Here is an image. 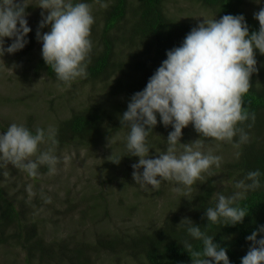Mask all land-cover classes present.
I'll return each mask as SVG.
<instances>
[{
    "label": "clouds",
    "instance_id": "obj_1",
    "mask_svg": "<svg viewBox=\"0 0 264 264\" xmlns=\"http://www.w3.org/2000/svg\"><path fill=\"white\" fill-rule=\"evenodd\" d=\"M96 3L101 8L108 7L101 0ZM27 6L25 0H0V57L21 50L28 43L25 37L31 28L26 19ZM37 7L42 11L36 39L42 43L44 63L64 84L86 78L93 47L92 6L73 0H39ZM253 16L259 29L251 33L243 15L203 19L186 34L180 46L166 52V59L149 77L145 88L131 96L120 123L130 129L127 150L139 158L131 165L136 184L159 189L162 181H174L181 186L175 188L180 193L191 191L196 181L204 179V173L214 175L211 169L220 167L221 156L205 151L200 139L180 143L182 129L189 124L200 137L230 143L236 149L249 142L248 134L238 125L249 119L255 121V114L244 107L242 98L251 87L252 75L258 72L256 50L264 55V7ZM48 26L50 30L41 34L40 29ZM4 38L12 40L7 47ZM157 114L160 123L171 125L173 130L168 133L166 151L149 158L146 138L157 125ZM237 135L239 140L234 142ZM46 140L53 147L41 152L39 145ZM58 143L54 128L47 132L37 128L33 134L23 124L12 123L0 133V163L11 164L30 177L37 176L40 165H47L54 174L59 161L53 153ZM178 145L182 148L178 149ZM240 155L239 151L235 153L237 159ZM111 161L119 163L120 159ZM260 175L259 170L248 172L244 179L235 182L237 191L230 196L217 193L215 207L205 211L207 221L215 224L223 219L232 226L242 223L249 210L237 202L260 187ZM179 224L186 226L188 235L203 245L202 250H195L192 243H183V248L191 253V264H230L226 248L215 243L213 236L188 218ZM246 241L251 243L241 264H264V226L252 231Z\"/></svg>",
    "mask_w": 264,
    "mask_h": 264
},
{
    "label": "trees",
    "instance_id": "obj_2",
    "mask_svg": "<svg viewBox=\"0 0 264 264\" xmlns=\"http://www.w3.org/2000/svg\"><path fill=\"white\" fill-rule=\"evenodd\" d=\"M165 1L106 0L104 3L108 7L100 9L99 28L96 34L95 25L91 26L90 39L93 47L86 69L88 75L83 78L84 81L94 82L113 76V83L108 87L113 95L121 94L130 98L135 92L142 91L149 77L166 59V52L180 46L186 34L192 29L191 24L167 14L164 8ZM190 1L210 9L217 19L226 14L243 15L250 33L259 29V23L253 16L258 10L252 15H245L242 10L243 0ZM94 22L97 23L96 20ZM37 29H33L27 35V48L37 40ZM256 52L262 65L259 66L258 72L252 75L251 87L242 98L244 107L255 114V121L249 119L238 125L248 134L249 142L242 144L239 149L234 148L232 160L222 163L216 169L220 170L219 173L222 175L219 176L229 184L226 188L216 189L215 180L219 181L218 177L217 180L209 177L207 173L203 174L204 179L196 181L191 191L183 192L177 210L169 216L166 215L161 225L149 233L142 231L123 234L118 228L107 237L103 234L98 235L90 244L89 240L71 243L68 239L45 242L37 231L36 222L30 221L33 219L32 215L25 211L31 203L15 200L14 196L8 194L7 186L3 184L5 181L0 175V245L14 241L26 252L25 261L28 264H31L30 258L35 259L37 264H58L62 258L66 259L67 264H89L87 249L118 251V247L130 254L129 256L135 259V264H191V253L183 248V243L185 241L192 243L195 250H202L203 245L201 241H196L188 235L186 226L179 224L183 218H188L207 235L213 236L215 243L226 248L230 264H241V258L251 243L246 241V236L259 226H264V55L258 50ZM35 71L44 73L56 83L64 84L57 79L51 67L44 63L42 56L35 63ZM104 109L98 104H91L63 120L56 129V139L59 143L55 150L59 152V149H64L66 139L96 138L108 124L112 126L111 131L114 132L126 127L118 119L122 114L118 117L111 113L112 116ZM26 127L35 134L36 129L31 130L28 124ZM127 129L129 133L130 129L128 127ZM0 130L6 131L3 127H0ZM172 130L171 125L165 127L160 123L157 114V125L149 130L146 138L149 152L166 143L168 133ZM188 135L199 136L191 124L182 129V137ZM238 140L239 135L234 137V142ZM120 144L125 151L121 156L122 162L138 158L131 156L125 140H120ZM237 151L241 153L238 159L235 156ZM41 170L48 171L47 165H43ZM255 170L261 173L260 187L249 191L245 199L237 202L240 207L249 210V215L243 222L235 226L227 225L223 219L215 224L208 222L205 211L209 207H215L217 193L232 195L237 191L234 188L235 182L244 179L248 172ZM88 203L93 204L91 201ZM101 207H103L101 202L98 204L97 201L96 204L89 205L87 210L89 218L97 216L96 210L102 209Z\"/></svg>",
    "mask_w": 264,
    "mask_h": 264
},
{
    "label": "rangeland",
    "instance_id": "obj_3",
    "mask_svg": "<svg viewBox=\"0 0 264 264\" xmlns=\"http://www.w3.org/2000/svg\"><path fill=\"white\" fill-rule=\"evenodd\" d=\"M105 1L101 0V3ZM78 2L92 6V15L97 21L93 23L96 34L100 4L96 0H73V3ZM25 4L28 5L25 11L29 14L26 19L32 31L38 28L42 9L37 7L39 0H25ZM261 7H264V0H243L245 15H252ZM164 8L167 14L186 21L192 28L203 22V19H217L210 9L190 0H166ZM49 30L50 26L44 27L41 34ZM4 39L5 47L11 44L12 40ZM41 48L42 43L36 40L29 48L26 44L17 52L5 53L0 57V127L7 130L12 123L25 127L28 124L31 130L41 128L47 132L50 127L56 130L72 113L82 111L91 104H98L110 115L118 117L127 110L131 97L113 95L108 88L113 83V76L94 82L77 78L67 85L56 83L44 73L35 71V63L42 56ZM256 60L259 68L262 61L257 52ZM111 129L112 126L108 124L96 138L66 139L64 149L57 152L54 148L53 154L59 161L54 174L49 172L48 166V171H42L43 165H40L37 176L30 177L11 164L0 163V175L8 194L14 196L15 200L31 203L25 211L32 215L30 221L36 222L37 231L45 242L68 239L71 243L89 240L90 244L98 235L107 237L118 228L123 234L149 233L156 230L166 215L173 214L180 205L183 192L175 191L179 185L174 181H162L159 189L150 186L142 188L136 184L132 178L131 165L137 163L139 158L125 162L121 158L125 151L121 148L120 140L127 142V126L116 132ZM0 133L3 132L0 130ZM197 139L204 141L205 151L211 150L214 155L221 156L222 163L232 160L234 147L230 143L192 135L181 137L180 143H192ZM51 147L46 140L39 145V150L43 152ZM180 148L182 146L178 145ZM166 149L167 142L152 149L149 158H157ZM115 159H120L119 163L111 161ZM216 169L213 166L211 171L214 175L211 177L219 179H214L216 189H224L229 184L219 176L222 175L220 170ZM139 171L142 173L143 168ZM90 201L93 204L101 202L103 206L96 210L97 216L93 218H89L87 211L89 205H93L88 203ZM87 254L89 264H135V259L120 247L118 251L87 249ZM25 257L26 252L14 241L0 245V264H28ZM65 260L62 258L58 264H67ZM29 263L37 264L33 258H30Z\"/></svg>",
    "mask_w": 264,
    "mask_h": 264
}]
</instances>
